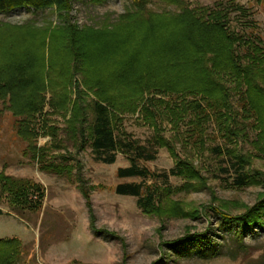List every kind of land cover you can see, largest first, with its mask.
<instances>
[{"label": "rangeland", "instance_id": "1", "mask_svg": "<svg viewBox=\"0 0 264 264\" xmlns=\"http://www.w3.org/2000/svg\"><path fill=\"white\" fill-rule=\"evenodd\" d=\"M132 1L94 4L73 0L68 21L78 28L98 29L104 23H114L131 8ZM181 1L189 8L228 7L231 2L242 7L241 13L230 15V28L245 38H255V43H264V0ZM147 7L155 12H179L162 0H148ZM62 18L49 9L17 8L0 13V24L56 27L64 24ZM243 49L241 46L238 52L243 54ZM231 95L233 109L238 112L236 135L222 133L211 118L199 143L194 136H178L161 117L158 135L173 145V153L166 146L154 145L153 128L143 123L140 115L124 114L120 130L154 156L137 162L148 171L144 178H118L116 170L129 166L128 156L117 152L112 164L103 163L81 134L70 136L65 131L63 116L51 115L48 104L44 118L38 115L29 120L30 128L37 132L32 144L45 149L46 161L71 169L61 175L40 171L29 142L16 131L15 122L25 117L15 118L7 108L8 101H0V171L12 178L32 180L44 193L37 212L11 207L9 196L0 193V216L14 220L13 224L0 220V239L16 236L24 242L17 264H264V227L240 231L218 213L242 215L264 198V147L258 143L259 130L253 118L239 114L240 96L233 91ZM208 113L212 117L213 113ZM189 119L187 116L184 121ZM45 122L58 127L63 149L50 147ZM188 127L181 124L180 131ZM234 155L242 160L241 170ZM179 161L189 164L193 178L170 172ZM240 174L247 179L243 186L236 184ZM126 183L142 184L139 203L136 197L115 192L118 184ZM81 187L88 192V202ZM197 235L202 237L200 244Z\"/></svg>", "mask_w": 264, "mask_h": 264}, {"label": "trees", "instance_id": "2", "mask_svg": "<svg viewBox=\"0 0 264 264\" xmlns=\"http://www.w3.org/2000/svg\"><path fill=\"white\" fill-rule=\"evenodd\" d=\"M72 1L0 0V13L17 8L49 9L65 19L56 27L0 24V101H8L7 108L15 118L25 117L15 122L16 131L29 142L40 171L61 175L71 169L46 161L45 149L32 144L37 132L30 128L29 120L38 115L44 118L46 104L51 115L63 116L70 136L79 133L84 142H90L103 163L112 164L117 152L128 156L129 166L116 170L118 178L146 177L148 171L137 162L154 158L120 130L124 114L140 115L153 128L154 145L166 146L173 153V145L158 135L161 117L178 136H194L199 143L211 118L222 133L236 135L238 112L233 109L231 91L240 96L239 114L254 119L258 143L264 147V43H255V38H245L230 28V15L241 13L242 7L231 2L228 7L189 8L181 0H162L179 12H155L147 7L148 0H134L114 23L94 29L78 28L68 21ZM90 1L100 4L104 0ZM241 46L243 54L238 52ZM187 116L190 119L185 122ZM181 124L189 126L186 131H180ZM45 125L50 147L63 149L58 127ZM233 158L241 170V158ZM188 165L179 161L170 172L193 178ZM245 177L237 175L236 184L245 185ZM142 189V184L126 183L118 184L115 192L136 197L139 203ZM41 190L32 180L0 171V193L9 196L11 207L37 212L44 197ZM81 191L88 202V192L82 187ZM218 213L240 231L264 227V198L242 215ZM197 237L202 243V237ZM19 256V240L0 239V264H17Z\"/></svg>", "mask_w": 264, "mask_h": 264}, {"label": "crops", "instance_id": "3", "mask_svg": "<svg viewBox=\"0 0 264 264\" xmlns=\"http://www.w3.org/2000/svg\"><path fill=\"white\" fill-rule=\"evenodd\" d=\"M6 219H8V220H6ZM0 220L10 221V222L7 223V224H13V222H14V220H13V219H10V217H9V218H6V217H4L3 215L0 216ZM10 238H16L17 240H19L16 236H13V237H10ZM19 242H20V244H24V242H22V241H19Z\"/></svg>", "mask_w": 264, "mask_h": 264}]
</instances>
